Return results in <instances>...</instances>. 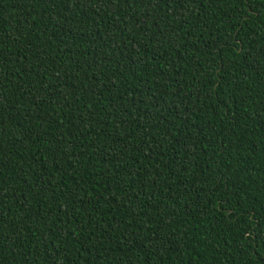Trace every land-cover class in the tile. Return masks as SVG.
<instances>
[{"label": "trees", "instance_id": "1", "mask_svg": "<svg viewBox=\"0 0 264 264\" xmlns=\"http://www.w3.org/2000/svg\"><path fill=\"white\" fill-rule=\"evenodd\" d=\"M0 264H264V0H0Z\"/></svg>", "mask_w": 264, "mask_h": 264}]
</instances>
